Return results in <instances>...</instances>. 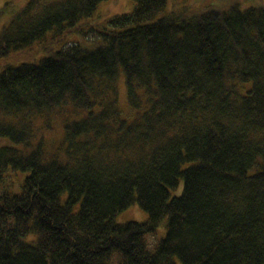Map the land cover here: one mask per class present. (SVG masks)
Here are the masks:
<instances>
[{
  "label": "trees",
  "instance_id": "obj_1",
  "mask_svg": "<svg viewBox=\"0 0 264 264\" xmlns=\"http://www.w3.org/2000/svg\"><path fill=\"white\" fill-rule=\"evenodd\" d=\"M104 1L0 10V264H264V7Z\"/></svg>",
  "mask_w": 264,
  "mask_h": 264
},
{
  "label": "rangeland",
  "instance_id": "obj_2",
  "mask_svg": "<svg viewBox=\"0 0 264 264\" xmlns=\"http://www.w3.org/2000/svg\"><path fill=\"white\" fill-rule=\"evenodd\" d=\"M27 0H0V10L5 6L6 3L12 2L15 9L21 7ZM235 1L239 4V6L244 9L247 7H256L263 6L264 0H167V8L163 13L158 14L155 19L161 17L166 12L173 9L175 5L177 6H187L193 9H202L204 6L208 4H217V3H230ZM134 2L132 0H107L99 4L93 15L89 18L83 19L80 21V24L89 23L96 26H104L107 19L114 15L130 13L133 9ZM7 13L4 14V17L0 18V29L2 24L7 19ZM50 35V33H48ZM76 35H71L66 38L67 41L71 39H75ZM69 43V42H66ZM61 46L58 45L54 49H60ZM26 52V51H25ZM24 52V53H25ZM23 53V62L32 63L37 62L39 59L45 56L44 53L37 54H24ZM8 65L16 66V61L11 59H3L0 61V72ZM123 82L121 83V85ZM120 85L119 88V107L123 111L126 116H131L130 110L127 105L126 95L123 86ZM2 141H0V146L2 145ZM9 176V181L7 183L4 181L2 191H9L12 193H19L21 191V184L26 173H14L11 170L5 174V177ZM6 179V178H5ZM6 179V180H8ZM19 181L16 183V181ZM12 183V184H11ZM182 183H180L174 191H171V196H177L181 193ZM147 213L143 211L137 203H134L132 206L122 211L116 216L115 221L119 224L135 221V222H145L147 220ZM166 235V223L163 222L156 229L155 233L152 235L146 236V244L149 250L153 251L155 246L162 240ZM116 261L111 262L115 264Z\"/></svg>",
  "mask_w": 264,
  "mask_h": 264
},
{
  "label": "bare ground",
  "instance_id": "obj_3",
  "mask_svg": "<svg viewBox=\"0 0 264 264\" xmlns=\"http://www.w3.org/2000/svg\"><path fill=\"white\" fill-rule=\"evenodd\" d=\"M177 189V188H176ZM113 261H116L115 262V264H117V256L115 255V254H111L110 256H109V261H108V263L109 264H112L111 262H113Z\"/></svg>",
  "mask_w": 264,
  "mask_h": 264
}]
</instances>
